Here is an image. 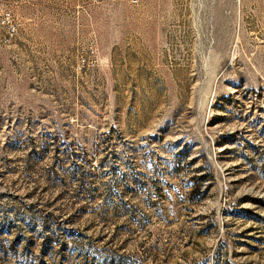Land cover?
I'll return each mask as SVG.
<instances>
[{"label": "rangeland", "instance_id": "obj_1", "mask_svg": "<svg viewBox=\"0 0 264 264\" xmlns=\"http://www.w3.org/2000/svg\"><path fill=\"white\" fill-rule=\"evenodd\" d=\"M0 264H264V0H0Z\"/></svg>", "mask_w": 264, "mask_h": 264}, {"label": "built area", "instance_id": "obj_2", "mask_svg": "<svg viewBox=\"0 0 264 264\" xmlns=\"http://www.w3.org/2000/svg\"><path fill=\"white\" fill-rule=\"evenodd\" d=\"M135 2H137L138 0H134Z\"/></svg>", "mask_w": 264, "mask_h": 264}]
</instances>
